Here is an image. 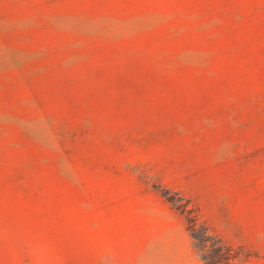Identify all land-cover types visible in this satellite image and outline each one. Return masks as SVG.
Returning <instances> with one entry per match:
<instances>
[{"label":"rangeland","instance_id":"obj_1","mask_svg":"<svg viewBox=\"0 0 264 264\" xmlns=\"http://www.w3.org/2000/svg\"><path fill=\"white\" fill-rule=\"evenodd\" d=\"M160 199L264 264V0H0V264H136Z\"/></svg>","mask_w":264,"mask_h":264},{"label":"crops","instance_id":"obj_2","mask_svg":"<svg viewBox=\"0 0 264 264\" xmlns=\"http://www.w3.org/2000/svg\"><path fill=\"white\" fill-rule=\"evenodd\" d=\"M159 203L162 209L149 203L139 209L141 222L131 238L136 264H199L183 222L169 204Z\"/></svg>","mask_w":264,"mask_h":264},{"label":"trees","instance_id":"obj_3","mask_svg":"<svg viewBox=\"0 0 264 264\" xmlns=\"http://www.w3.org/2000/svg\"><path fill=\"white\" fill-rule=\"evenodd\" d=\"M201 232H202V236L201 238L196 237V235L192 234L193 239H195L197 242V246H199L200 244H204L203 246H208L207 242L210 243V245H212L213 247H215L216 249H226L229 250V248H225L222 240L215 235L214 233L211 232V230L204 226L201 225Z\"/></svg>","mask_w":264,"mask_h":264}]
</instances>
